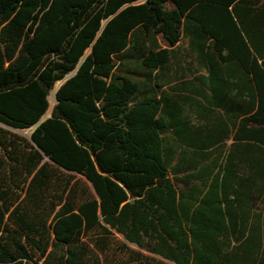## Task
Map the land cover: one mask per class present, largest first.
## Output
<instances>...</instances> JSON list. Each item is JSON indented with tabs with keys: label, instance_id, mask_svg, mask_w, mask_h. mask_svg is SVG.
<instances>
[{
	"label": "trees",
	"instance_id": "trees-1",
	"mask_svg": "<svg viewBox=\"0 0 264 264\" xmlns=\"http://www.w3.org/2000/svg\"><path fill=\"white\" fill-rule=\"evenodd\" d=\"M0 264H264V0H0Z\"/></svg>",
	"mask_w": 264,
	"mask_h": 264
},
{
	"label": "rangeland",
	"instance_id": "rangeland-1",
	"mask_svg": "<svg viewBox=\"0 0 264 264\" xmlns=\"http://www.w3.org/2000/svg\"><path fill=\"white\" fill-rule=\"evenodd\" d=\"M59 87V85L57 86V88ZM54 94H55V92H53L52 93V95H51V97H50V110H49V113H48V115H47V117L49 116V114H50V111H51V109H52V107L54 106V104H55V96H54ZM17 135H19V136H22V137H25V138H30V136H31V134H32V132H33V129H31V130H27V131H14ZM116 242L117 243H119V244H122V243H124V241L122 240V238L121 237H119V236H116ZM127 246L129 247V248H131L132 250H135V251H137V248L135 247V246H133V245H129V244H127ZM148 255V254H147ZM149 256V255H148Z\"/></svg>",
	"mask_w": 264,
	"mask_h": 264
}]
</instances>
